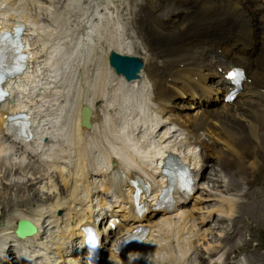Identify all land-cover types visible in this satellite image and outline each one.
<instances>
[{
    "label": "bare ground",
    "instance_id": "obj_1",
    "mask_svg": "<svg viewBox=\"0 0 264 264\" xmlns=\"http://www.w3.org/2000/svg\"><path fill=\"white\" fill-rule=\"evenodd\" d=\"M57 0H53V3H56ZM113 0H104V6L101 7L97 4H92L90 0H85L84 5H86L85 9H82V13L78 15L77 20H65L61 17H57L55 14H50V11L54 9L53 3L49 4L46 8L48 9L49 17L47 20V24H39L38 28V35L40 38V46L44 47L45 51L51 48V44L53 45V51H57L60 48H71L74 47V36H81L82 40L84 37L92 40L94 37H100V38H106L109 39L116 33L118 30H110L109 24L102 27V24L100 23L101 18H105L107 14L110 12L108 11V8L112 5ZM203 4V8L201 9L202 12H208L212 9L218 8V4H224V0H199ZM79 3L76 0H68V9L70 8H77ZM238 7H241V5H238ZM72 10V9H71ZM105 11V12H104ZM75 12V11H74ZM107 12V13H106ZM114 14V13H112ZM133 20L131 22L133 28L136 30L137 38H139L145 48L148 49V55H151L153 57L157 56L158 50L164 46H172L174 42L177 40V37L175 34H173L170 38H162L161 34H157L152 31V28L146 24V26L142 29V33H139V23L141 18L144 16L147 18L148 21L151 20V15L146 9H138L132 13ZM98 26V29H95V27ZM60 27L62 29V33L57 29ZM43 28H46V30H42ZM54 28V30L52 29ZM106 33V34H104ZM52 36V38H51ZM110 49H115L117 47H120L117 43L110 42ZM119 51V49H116ZM260 75L259 72H254V77H258ZM125 103H129L127 99L123 98ZM217 122L221 127V130L224 132V136L220 137L221 141L225 143V148L228 150L232 149L235 143L242 142L243 139L251 140V142H256L262 144V147H264V132L260 130V126L263 125V122L258 117L255 116H246L240 111H234L233 114L224 113L223 111L217 112ZM242 119H246L247 123H242ZM67 126H61L57 129L51 128H42V126L38 123L37 128L40 130L42 135L49 134L51 141L56 142L52 145V150L54 153L58 152H64L65 151V135L63 131L66 129ZM69 129L78 137L82 138V129L77 128L76 125L72 122H70ZM231 146V147H230ZM69 151L74 150L76 153V161H75V185L74 190L71 194L70 202L73 204H76L73 209L76 211L75 216L73 217V226H71L70 221L72 220L71 213L66 214L67 220H66V228H71L69 231V237L68 239L74 238V236H83L81 225L84 221L85 215L82 214V209H78L77 204L78 202H82V200L90 195L95 194V191L91 189V186L96 184V180H94L89 172V163L88 159L86 157V150L83 146H81L77 142H73V144L68 147ZM2 152H10L9 150L4 149ZM48 157L45 153L40 156V160ZM69 158L71 156L69 155ZM65 164V163H64ZM247 164L248 170H236L235 175L239 176L238 179L233 180L234 184L238 186L237 188H243V195L244 194H250L251 197H253L256 201L253 204L247 205L245 207L244 215H247L250 222L253 224V226H250L247 230V234L250 236L249 239V245H252L251 243L258 237H261L262 232L264 231V202L258 201L255 193L253 192L254 186L258 185L261 182V178L259 176L260 169L264 166V157L262 154H258L256 157L251 159ZM35 166V163L32 165V167ZM222 170H232L230 161H221L220 163ZM17 172H24L25 167L18 166ZM64 167L59 171L60 176L63 177L65 175ZM6 171H10L6 168ZM19 176H21V173H19ZM65 185L67 186V181H65ZM80 184V185H79ZM56 189V187H55ZM104 189L106 192H116L122 190V185L120 182H117V180L109 177L107 178ZM256 192H259V189H254ZM34 193V192H33ZM82 193V195H81ZM81 195V196H80ZM80 196V197H79ZM58 201L50 206L51 212L57 210L59 207L63 206H69V200L64 199L63 201L59 199V196L57 197ZM5 198L1 199L0 202V217L6 216L13 208L9 205H6ZM30 199L28 200L29 204ZM27 202L25 199H23V206L26 205ZM244 203L243 208L245 206ZM45 210V209H43ZM43 210L38 213H31V215H28L29 212L19 211L16 214V220L20 219H30L35 225L40 226L42 225V217L48 213H43ZM119 211L112 210L107 214H101L99 217L101 218V223L103 224L106 219L117 217ZM187 213V212H186ZM234 213L230 211L229 216H232ZM49 219H52L49 215L46 217ZM241 218L238 217L236 219V222L240 220ZM2 220H0L1 222ZM58 221H53L50 224L57 223ZM245 223V222H243ZM247 223V221H246ZM4 225V224H3ZM2 225V226H3ZM58 225V223H57ZM236 227H239L236 225L234 226V229ZM121 229V226L118 227ZM6 233V227L3 229L0 228V249L1 252H5L7 250H10L9 248V240H10V234H11V227L7 229ZM68 232H66L67 234ZM243 233V232H242ZM66 234L63 235V238L66 237ZM244 234V233H243ZM242 234V237H243ZM115 235L114 232L110 233V237H113ZM241 237V238H242ZM204 239L209 240L211 238H208L207 235L204 234ZM213 238V237H212ZM67 239V238H66ZM66 241V240H65ZM256 242V241H255ZM81 242L80 244H82ZM5 246V247H4ZM253 252L256 254L257 258L252 261L253 263H260L264 264V255L261 252H264V246H261L259 243H256L255 245H252ZM252 253V251H250ZM70 255L75 258L76 261H80L82 259L74 250L70 252Z\"/></svg>",
    "mask_w": 264,
    "mask_h": 264
},
{
    "label": "rangeland",
    "instance_id": "obj_2",
    "mask_svg": "<svg viewBox=\"0 0 264 264\" xmlns=\"http://www.w3.org/2000/svg\"><path fill=\"white\" fill-rule=\"evenodd\" d=\"M78 1V3H80V2H83V0H77ZM103 2H104V0H103ZM113 3V2H112ZM82 8L81 7H78V9H76L75 10V12H74V10L72 9H69L68 11H67V13H65L64 15H63V17L65 18V19H68V18H70V17H72V20L73 19H75V16H76V14L77 13H79L80 12V10H81ZM77 19H78V16H77ZM119 31V30H118ZM118 31H116V33L118 32ZM111 42V41H110ZM112 43H116V42H112ZM243 123V122H242ZM221 151L223 150V149H220ZM223 155H226V153H224ZM220 163H221V161H220ZM2 219V217H0V220ZM3 223H2V221L0 222V228H4L5 226L3 225ZM248 238H250V236L247 234V235H245L244 234V236L242 237V242H244L245 240H247V241H249V239ZM256 241V242H255ZM255 244L256 243H259L261 246H263V243H264V231L262 232V235H261V237H258V238H256L254 241H253ZM252 242V243H253ZM251 243V244H252Z\"/></svg>",
    "mask_w": 264,
    "mask_h": 264
},
{
    "label": "water",
    "instance_id": "obj_3",
    "mask_svg": "<svg viewBox=\"0 0 264 264\" xmlns=\"http://www.w3.org/2000/svg\"><path fill=\"white\" fill-rule=\"evenodd\" d=\"M29 226H30V229L23 231L21 233V235H23V234H32L35 231L34 227H32L31 225H29Z\"/></svg>",
    "mask_w": 264,
    "mask_h": 264
},
{
    "label": "snow or ice",
    "instance_id": "obj_4",
    "mask_svg": "<svg viewBox=\"0 0 264 264\" xmlns=\"http://www.w3.org/2000/svg\"><path fill=\"white\" fill-rule=\"evenodd\" d=\"M235 76H236V73H230V74H229V78H230V79H234Z\"/></svg>",
    "mask_w": 264,
    "mask_h": 264
}]
</instances>
